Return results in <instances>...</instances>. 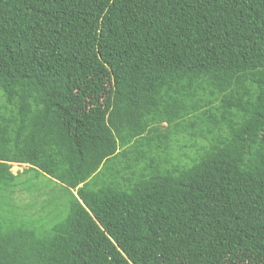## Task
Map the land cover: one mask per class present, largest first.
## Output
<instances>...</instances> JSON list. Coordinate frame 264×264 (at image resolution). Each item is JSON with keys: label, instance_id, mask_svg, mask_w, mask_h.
Returning a JSON list of instances; mask_svg holds the SVG:
<instances>
[{"label": "trees", "instance_id": "16d2710c", "mask_svg": "<svg viewBox=\"0 0 264 264\" xmlns=\"http://www.w3.org/2000/svg\"><path fill=\"white\" fill-rule=\"evenodd\" d=\"M0 264H264V0H0Z\"/></svg>", "mask_w": 264, "mask_h": 264}, {"label": "rangeland", "instance_id": "374dc122", "mask_svg": "<svg viewBox=\"0 0 264 264\" xmlns=\"http://www.w3.org/2000/svg\"><path fill=\"white\" fill-rule=\"evenodd\" d=\"M162 125L165 126V122H163ZM28 167H29V165L26 163H15V162H13L11 164L10 170L15 174L19 173V174H22V176H24L25 171L28 170ZM28 173H30V172H28ZM43 175H41L42 178H46ZM43 182L45 183L43 190L49 193V195H46L45 197H47V198L49 197L47 199V201H49V200L50 201L48 203H46V206L43 207V205L39 206V205H41L40 200H42L40 197H36L35 199H33V201L37 202V204H38L37 209H34V213L36 214V216L40 217V219L42 218L41 220H44L45 218L49 217L51 215V213L53 214L55 212V206H58L56 212L58 213V217L61 218L62 216H64V214L66 212L65 211V201H64V199H62L61 201H58V202L55 201L57 199H54V198L58 197V195L56 193H52L53 189L57 190L56 189L57 185L54 183V181H50L47 178L46 181L43 180ZM21 193L22 192L20 189H18L15 192V194L17 195L16 196V202L17 203L20 201L19 200L20 198L18 196H19V194L21 195ZM42 212H44V214H42Z\"/></svg>", "mask_w": 264, "mask_h": 264}]
</instances>
